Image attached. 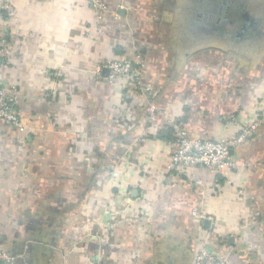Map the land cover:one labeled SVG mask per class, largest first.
<instances>
[{
    "label": "crops",
    "instance_id": "crops-1",
    "mask_svg": "<svg viewBox=\"0 0 264 264\" xmlns=\"http://www.w3.org/2000/svg\"><path fill=\"white\" fill-rule=\"evenodd\" d=\"M9 1L0 88L17 94L26 132L0 123V250L15 264H193L204 242L227 264H264V77L233 66L229 39H205L228 46L202 53L210 62L161 39L176 0H105L102 33L86 0ZM137 55L154 106L190 136L258 121L232 152L246 167L165 172L170 131L148 119L127 77L105 80L107 59Z\"/></svg>",
    "mask_w": 264,
    "mask_h": 264
},
{
    "label": "built area",
    "instance_id": "built-area-1",
    "mask_svg": "<svg viewBox=\"0 0 264 264\" xmlns=\"http://www.w3.org/2000/svg\"><path fill=\"white\" fill-rule=\"evenodd\" d=\"M86 1L93 11V26L96 32H104V16L109 12L107 2L105 0ZM0 15L8 18L14 17L15 10L9 0H0ZM9 54L10 48L2 41L0 58L7 59ZM4 65L5 61H0V67ZM105 67L108 71L105 80L113 82L121 77H127L132 90L144 98L148 119L157 123L159 128L170 131L173 150L166 164V173H185L191 168H205L212 176H217L220 171L232 172L247 166L245 162L236 161L232 152L234 148L254 135L259 124L258 121H249L239 126L233 135L218 139H201L190 136L187 128L180 121L164 120L162 112L154 106V88L144 81L145 62L139 55L133 60L107 59ZM17 97V94L9 92L5 87L0 88V123L20 133H25L26 127L15 112ZM118 175L116 170H112L111 176L114 179ZM195 183L202 185V180L196 179ZM192 215L199 219L204 218V213L199 207L192 210ZM17 257L18 254L0 250V264H15ZM193 264H227V259L218 256L203 242L194 255Z\"/></svg>",
    "mask_w": 264,
    "mask_h": 264
},
{
    "label": "rangeland",
    "instance_id": "rangeland-1",
    "mask_svg": "<svg viewBox=\"0 0 264 264\" xmlns=\"http://www.w3.org/2000/svg\"><path fill=\"white\" fill-rule=\"evenodd\" d=\"M245 1L247 6L239 8L240 14L235 16L236 18L233 26H230V19L234 16L230 13L223 14V18L216 14L211 16L209 20H212V23L218 20L221 21L220 23L225 24L224 36H216V34H205L202 30H199L202 23L200 21L198 23L195 18L197 14L203 13V10L200 8L201 3L199 0H176L175 8L169 10L168 7H166L163 14L160 16L161 29L159 30V36L163 39L170 35L175 40L176 45H180L181 47H185L186 45L190 47L189 43H191V46L198 49L200 53L199 56L202 59L203 54H206V50L228 47L219 39L228 37L229 34V43L231 42L229 55L234 57V59L231 58L233 66L238 63L240 69L244 70L245 73L260 71L259 75L264 77V0ZM204 2L212 3L213 7H218L221 4L220 0H204ZM245 10L259 21L262 32L259 35L252 37L246 36L238 40L236 39V31L239 30L238 23L242 22L241 14L246 12ZM197 23L198 25H195ZM210 37L219 39L215 40L216 42L214 41V44H212L211 41L206 43L205 39ZM202 60L210 62L206 56L203 57Z\"/></svg>",
    "mask_w": 264,
    "mask_h": 264
},
{
    "label": "flooded vegetation",
    "instance_id": "flooded-vegetation-1",
    "mask_svg": "<svg viewBox=\"0 0 264 264\" xmlns=\"http://www.w3.org/2000/svg\"><path fill=\"white\" fill-rule=\"evenodd\" d=\"M201 5L200 8L203 10L202 14H197L196 21H199L202 23L200 25L199 30H202L204 33H210V34H216L218 35H224V29H225V24L220 23L221 21L216 20L215 22H211V16L216 14L220 15L221 18H223V14L225 13H230L234 17L230 19V26H233L235 23V16L240 14L239 8H244L246 7V1H240V0H220L221 4L218 7H213L212 3L204 2V0H199ZM246 11V10H245ZM200 16V18H199ZM239 17V16H238ZM220 18V17H219ZM241 19L242 22L238 23V29L236 31V39H242L245 38L246 36L252 37L259 35L262 31L259 26V21L252 15L249 14L248 11L244 12L241 14ZM195 24V25H198ZM229 39V34L228 37ZM230 40V39H229Z\"/></svg>",
    "mask_w": 264,
    "mask_h": 264
},
{
    "label": "water",
    "instance_id": "water-1",
    "mask_svg": "<svg viewBox=\"0 0 264 264\" xmlns=\"http://www.w3.org/2000/svg\"><path fill=\"white\" fill-rule=\"evenodd\" d=\"M162 133L165 134L166 133V130H162Z\"/></svg>",
    "mask_w": 264,
    "mask_h": 264
}]
</instances>
